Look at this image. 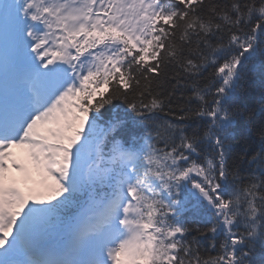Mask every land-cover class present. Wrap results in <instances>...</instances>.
Wrapping results in <instances>:
<instances>
[{
	"label": "snow or ice",
	"instance_id": "1",
	"mask_svg": "<svg viewBox=\"0 0 264 264\" xmlns=\"http://www.w3.org/2000/svg\"><path fill=\"white\" fill-rule=\"evenodd\" d=\"M0 264H264V0H0Z\"/></svg>",
	"mask_w": 264,
	"mask_h": 264
},
{
	"label": "trees",
	"instance_id": "2",
	"mask_svg": "<svg viewBox=\"0 0 264 264\" xmlns=\"http://www.w3.org/2000/svg\"><path fill=\"white\" fill-rule=\"evenodd\" d=\"M253 75L255 76V73H253ZM258 86H259V80L257 78L256 80V100L253 101L252 106L255 108H259V104H258V98H259V91H258ZM200 242H201V250L203 251L205 248H207L208 244L210 243V241L208 240L207 237H199Z\"/></svg>",
	"mask_w": 264,
	"mask_h": 264
}]
</instances>
